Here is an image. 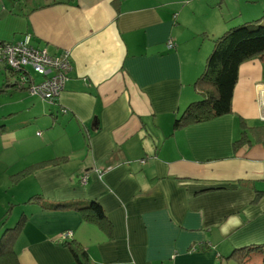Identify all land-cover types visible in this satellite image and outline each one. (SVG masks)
<instances>
[{"label":"crops","instance_id":"0c3cea01","mask_svg":"<svg viewBox=\"0 0 264 264\" xmlns=\"http://www.w3.org/2000/svg\"><path fill=\"white\" fill-rule=\"evenodd\" d=\"M231 1L0 0V41L71 64L50 103L0 62V228L25 221L20 264H77L71 248L86 264H241L264 248V56L240 64L228 114L174 127L214 39L264 18V0ZM91 202L101 219L76 210Z\"/></svg>","mask_w":264,"mask_h":264},{"label":"trees","instance_id":"16d2710c","mask_svg":"<svg viewBox=\"0 0 264 264\" xmlns=\"http://www.w3.org/2000/svg\"><path fill=\"white\" fill-rule=\"evenodd\" d=\"M261 56H264V18L231 27L215 38L202 73L193 82V88L200 94L201 99L188 104L175 120L174 127L228 114L231 111L233 88L237 82L240 64L245 60ZM0 62L4 63L2 60ZM262 130L264 132V125ZM76 210H89L97 216V219L104 216L96 202H91L87 207H78ZM24 222L16 221L14 226L5 228L0 234V264H20L16 259L13 243ZM255 248L256 252L264 249ZM71 251L77 264H86L79 260L76 249L71 248ZM80 253L82 256L85 255L84 251Z\"/></svg>","mask_w":264,"mask_h":264},{"label":"built area","instance_id":"2783aa9c","mask_svg":"<svg viewBox=\"0 0 264 264\" xmlns=\"http://www.w3.org/2000/svg\"><path fill=\"white\" fill-rule=\"evenodd\" d=\"M173 46V42L168 40L167 47ZM1 60L7 65L17 88H24L30 95H36L50 103L57 101L71 70L67 53L51 55L45 49H37L29 44L28 35L17 43L0 42ZM29 68L41 76L39 81L30 74ZM80 177L86 183V171ZM69 234L70 232L66 233Z\"/></svg>","mask_w":264,"mask_h":264},{"label":"rangeland","instance_id":"374dc122","mask_svg":"<svg viewBox=\"0 0 264 264\" xmlns=\"http://www.w3.org/2000/svg\"><path fill=\"white\" fill-rule=\"evenodd\" d=\"M237 3H234V1L232 0L231 3H228V5L225 7L224 12L225 13L232 12L231 8H233V7L236 8ZM29 69L33 73L32 68H29ZM33 76H35L36 81L40 80V76H37V75H33ZM15 222L14 221H8L6 224V227L12 226L13 224H15ZM5 228H2V229L0 228V230L3 231ZM2 231H0V234L2 233ZM259 247H261V246H259ZM241 264H264V249L262 251L259 250L257 252L252 253L250 258H243L242 257Z\"/></svg>","mask_w":264,"mask_h":264}]
</instances>
